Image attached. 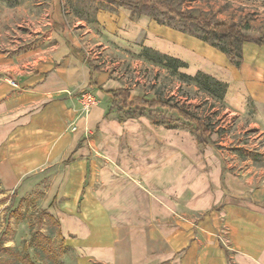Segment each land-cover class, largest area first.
I'll use <instances>...</instances> for the list:
<instances>
[{
  "label": "crops",
  "instance_id": "1",
  "mask_svg": "<svg viewBox=\"0 0 264 264\" xmlns=\"http://www.w3.org/2000/svg\"><path fill=\"white\" fill-rule=\"evenodd\" d=\"M121 15L101 11L98 20L126 46L147 36L145 48L178 60L191 72L223 66L225 56L171 27L124 23L118 29ZM46 39L40 56L24 69L0 53V197L9 199V193L46 168L61 169L41 209L52 208L56 193H75L74 200L62 201L60 211L48 212L59 222V239L75 250L76 264H264V188L241 184L216 157L208 159L212 169L206 172L200 163L187 167L184 158L172 170L138 171L121 156L128 166L124 175L110 183L109 172L102 170L105 184L91 197L85 128L119 127L144 115L121 111L110 91L141 96L115 78V64L87 57L66 31L52 29ZM85 92L97 100L86 115L80 101ZM231 94L229 87L227 95L238 106L241 96ZM114 113L117 118L110 119ZM100 150L108 161L115 159L114 143L103 142ZM129 176L142 181L128 182ZM9 221L0 210V233Z\"/></svg>",
  "mask_w": 264,
  "mask_h": 264
},
{
  "label": "rangeland",
  "instance_id": "2",
  "mask_svg": "<svg viewBox=\"0 0 264 264\" xmlns=\"http://www.w3.org/2000/svg\"><path fill=\"white\" fill-rule=\"evenodd\" d=\"M157 1L168 2L181 12L208 18L212 22L238 23L249 14L247 27L242 24L241 32L250 37L264 34V0ZM101 11L122 13L118 29L124 23H142L147 27L151 23L158 24L181 31L203 46L212 47L217 54L225 56L223 66L217 63L209 73L204 69L200 71L226 83L224 92L201 75L194 78L199 72H191L187 65L173 62L161 52L150 55L144 47L147 36L126 46L117 33L109 31L108 26L106 28L105 23L98 20ZM52 29L66 31L94 61L103 65L115 64L119 76L115 78L125 80L131 94L177 105L197 116L210 131L206 144H197L192 124L179 118L175 111L161 109L145 110L142 117L119 127L108 123L106 127L101 124L91 130L85 128L91 197L93 195L95 199L99 188L105 184L100 175L102 170L109 172L110 183L124 175L122 169H128V166H123L121 156L132 167L136 165L134 168L138 171L146 167H169L172 170L184 158L187 167H198L200 163L206 172L212 169V161L208 159L216 157L241 184L264 188V45L204 34L198 26L181 22L164 9L152 6L137 8L110 0H0V53L12 59L16 68L24 69L27 61L40 56V49L46 47V38ZM231 47L241 50L238 65L229 62L219 49ZM229 87L233 97L238 99L241 96L238 106L233 105L231 102L237 104V101H231L227 95ZM86 93L94 97L96 104L95 96ZM89 110H85V115ZM118 114L109 117L115 119ZM103 142L114 143V160L108 161L101 154ZM60 173L59 168H46L31 177L28 184L9 193V199L0 197L4 222L7 216L10 219L3 246L11 249L0 252V264H28L17 260L15 251L24 256L27 254L34 264H76V252L68 245L66 248L61 245L58 227L47 217L38 223V212L50 201L51 189ZM138 180L142 181V178L128 177V182ZM74 195L56 193L48 211L57 213L62 201L74 200ZM18 204L20 209L9 215ZM176 217L181 216L176 214ZM31 222H34L32 227ZM6 226V223L1 226V231Z\"/></svg>",
  "mask_w": 264,
  "mask_h": 264
},
{
  "label": "trees",
  "instance_id": "3",
  "mask_svg": "<svg viewBox=\"0 0 264 264\" xmlns=\"http://www.w3.org/2000/svg\"><path fill=\"white\" fill-rule=\"evenodd\" d=\"M110 1L124 3V4L131 5L137 8L145 7V6L161 8V9H164L170 15H172L175 19L181 22L188 23V24H194L198 26L204 32V34H212L216 37H226L228 39H236L238 41H253L258 45H264V34L261 36L250 37V36L244 35L241 32L242 24L245 27H247L246 19H248L249 15L245 16V18H243L238 23L212 22L208 18H203L200 16H195V15L186 14L184 12H181L171 7V5L168 2H159L157 0H110ZM219 49L225 53L229 62L235 65L239 64V59L241 58V50L239 48L235 49L234 47H231L228 49H224V48H219ZM145 51L150 52V55H158L156 51H153L147 48ZM164 57L170 59L173 62L179 63L178 60L174 58H169L167 56H164ZM94 69H96V67H94ZM200 75L208 83H212L216 86H219L222 92H224L226 88V83L221 82L217 79H214L210 77L209 75L202 74L201 72H199V74L197 73L194 76V78L197 79ZM109 93L111 95L113 104L115 103L116 105L117 100H119L120 110L121 111L123 110L125 113H127L131 117H137L139 115H142L145 110H152L156 107L165 108L168 111H175L180 118H182L183 120L193 125L192 132L195 134L197 142L202 146L206 144V138L210 134V131L203 125V123L197 116L191 114L187 110L182 109L178 107L177 105L171 104L163 100H147L141 97H130L129 92L125 89H117V90L110 91ZM18 209H20V204H18L16 208L12 209L9 212V215L10 214L12 215ZM38 214H39L38 223L41 224L42 218L47 217L53 222L55 226L58 227V236H60L59 222L57 221V219L53 217L46 209H40ZM21 217L22 216H20L19 219H21ZM33 223L34 222L30 223L31 227L33 226ZM6 229H8V224L6 228L0 233V252L11 250L9 247L3 246V237L6 233ZM60 243L64 248L67 247L64 244L63 240H60ZM14 254L17 260L19 259L21 262L28 263V264H34L30 262L27 254L24 256V254H22L20 251L18 252L15 251Z\"/></svg>",
  "mask_w": 264,
  "mask_h": 264
},
{
  "label": "built area",
  "instance_id": "4",
  "mask_svg": "<svg viewBox=\"0 0 264 264\" xmlns=\"http://www.w3.org/2000/svg\"><path fill=\"white\" fill-rule=\"evenodd\" d=\"M11 83L15 85V83L13 81H11ZM80 101H81V104H82L84 111L85 110L88 111L90 109V107L95 104L94 97L91 94H87V93L81 95Z\"/></svg>",
  "mask_w": 264,
  "mask_h": 264
}]
</instances>
